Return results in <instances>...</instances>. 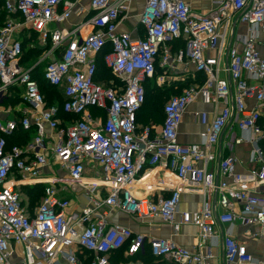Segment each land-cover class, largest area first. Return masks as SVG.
Returning a JSON list of instances; mask_svg holds the SVG:
<instances>
[{
  "label": "built area",
  "instance_id": "obj_1",
  "mask_svg": "<svg viewBox=\"0 0 264 264\" xmlns=\"http://www.w3.org/2000/svg\"><path fill=\"white\" fill-rule=\"evenodd\" d=\"M1 1L7 19L0 25V264H146L114 256L125 249L124 256L132 258L147 245L166 264H208L212 246L220 244L225 264H264L247 246V240L264 242V55L259 47L264 46V0H218L206 13L193 11L185 0H145L140 13L145 36L139 38L118 32L135 0H89L93 15L72 29L52 24L68 19L76 0ZM87 25L91 31L83 34ZM26 28L38 34L39 47L50 44L42 58L61 50L45 67V79L62 89L63 105L47 104L34 77L37 62L21 64ZM181 40L184 46L174 53L172 44ZM108 43L104 62L119 82L107 87L96 77L98 54ZM159 57L162 67L187 60L194 75L203 73L205 80L170 98L162 125L139 132L146 82L154 77ZM14 87L23 91L22 103L2 110ZM198 97L214 105L213 116L199 113L208 125L201 143L182 144L180 124ZM61 110L75 117L66 120ZM19 127L31 132V139L9 146ZM243 143L252 149L250 167L240 172L243 162L225 152ZM211 162L218 164L216 173ZM156 165L180 184L169 196H136L137 176ZM35 184L45 188L31 209L24 205L22 187ZM79 188L87 189V202L74 216L69 195ZM186 191L201 195L199 209H181ZM112 211L160 218L173 236L195 226L194 246L112 223Z\"/></svg>",
  "mask_w": 264,
  "mask_h": 264
},
{
  "label": "crops",
  "instance_id": "obj_2",
  "mask_svg": "<svg viewBox=\"0 0 264 264\" xmlns=\"http://www.w3.org/2000/svg\"><path fill=\"white\" fill-rule=\"evenodd\" d=\"M192 8L193 11L198 13H206L213 9L218 0H185ZM77 5L74 9L72 15L63 22H55L52 24V28L55 29H72L73 27L83 24L89 20L93 15L91 11L89 0H76ZM145 5V0H135L127 18L120 23L118 27V32H128L133 38H139L145 36L143 27L140 24V13L143 10ZM241 28V27H240ZM241 29H244L243 27ZM240 30V29H239ZM91 31V28L87 25L82 29L83 34H86ZM24 32V31H23ZM238 27H236V33H238ZM263 35H261L262 37ZM178 41L172 44V51L175 53L179 48L177 47ZM260 51L264 55V46H259ZM181 48V47H180ZM184 66H188L191 69V72L194 73L193 67L185 60L184 62H176L175 70H179L180 73ZM180 76V75H179ZM177 76V77H179ZM157 83H159L158 79ZM166 106V105H165ZM214 109L213 104H205L201 97H198L197 100L192 103L184 117L179 127V141L182 144H193L201 143L203 141V134L207 131L208 125H204L200 121L199 113L202 111H207L209 113V118H212V110ZM165 115V111H164ZM165 121V118L162 123L154 125H162ZM239 133V131L237 132ZM217 149V147H216ZM252 147L248 143H243L240 146H236L233 150H226V154L231 153L237 156L242 164L238 165V171H246L249 165V155ZM209 169L215 173L218 171L217 162H211ZM91 174V173H89ZM87 174V175H89ZM91 183L87 181V184ZM177 178L168 170L165 169L162 165H156L153 167H147L139 173L137 176V181L133 183V193L138 196L151 195L153 198L157 199L161 195L169 196L173 188L179 185ZM146 185H152L153 189L151 191L147 190ZM84 189V188H83ZM83 189L79 188L76 191V195H81V192H84ZM85 193V192H84ZM82 194L83 200L82 205L78 206V203H75L74 198L72 199V206L70 207L69 212L74 216L85 206V196ZM202 197L199 193L186 191L182 195L181 209L182 210H197L201 205ZM87 202V201H86ZM75 213V214H74ZM110 221L112 223H120L122 225L128 226L133 229L136 233H141L146 236L153 237H164L169 238L173 237L181 245L187 248H193L195 243V238L198 234V229L195 226L187 225L184 226L180 234L173 236L172 229L168 223H165L160 218H147V219H137L136 217L129 216L125 213L112 211L109 213ZM234 233L240 234V229L238 226L234 227ZM247 246L249 251L258 259H264V242L261 240H247ZM148 248V245L146 246ZM146 248L144 252L146 251ZM206 252H209V246H207ZM211 257L208 260V264H225V259L223 255L222 245L212 246ZM142 261V260H140ZM147 264H164V262L153 261Z\"/></svg>",
  "mask_w": 264,
  "mask_h": 264
},
{
  "label": "trees",
  "instance_id": "obj_3",
  "mask_svg": "<svg viewBox=\"0 0 264 264\" xmlns=\"http://www.w3.org/2000/svg\"><path fill=\"white\" fill-rule=\"evenodd\" d=\"M7 19V12L5 9V4L3 1L0 0V25H2L3 23H5ZM22 38H23V56L21 59V64L23 66L26 67H30L34 64H31L30 61L27 60V54H31V53H38L41 56H43L44 51L46 50V48H48L50 46V44L46 47H39L38 42H39V38H38V34L33 32L30 28H26L24 30V32L22 33ZM27 46V48H26ZM184 46V41H178L177 47H183ZM109 51H111V44H107L102 51L98 54V73H97V77L96 80L104 83L105 86H111V82H116L118 83L119 80L117 79V77L115 75H113V73L111 72V70L109 68H107V66L105 65L104 62V56L106 53H108ZM61 54V50L57 51L56 54L54 56H51L50 59L51 61L53 59H56L60 56ZM39 70V67H35L34 70V77L35 79L38 81L40 89L42 91V93L45 95L46 98V91L47 90H53L54 92H57V94L54 95V101L53 102H49L46 98V102L48 105H53L55 103H58L60 105H63L64 101H65V95L63 93V91H59L60 89H58L57 87L51 85L46 79H45V71L42 75V85L38 79V75L37 72ZM158 71H160V67L158 65V62L156 63V73L154 75L153 78L148 79V81L146 82V100L145 103L142 107V109L139 111L138 113V124L140 122V124L142 125L141 129H138V131L140 132L142 130L143 127L151 125V124H160L163 122L165 115H164V111H165V106L163 104V99L164 96H166L168 90L170 89L171 85H164V89L158 88V87H154L153 89H149L148 84L153 80L154 82H156L157 84V73ZM198 76H200L202 78V80L199 82V84L203 83V81L205 80V75L203 73H198ZM196 83V81L191 82V84ZM45 87H47L48 89L46 90ZM17 87L11 88V89H16ZM62 90V89H61ZM58 91L60 93H58ZM159 93V94H158ZM154 94H158V95H154ZM10 98V97H9ZM9 98L4 102L6 103L7 101H9ZM95 114H100L103 115L105 114L104 111H96L94 110ZM61 117H63L66 120H71L73 117V115H69V114H65L62 110L60 113ZM260 124L264 129V115L262 116L261 120H260ZM31 132H25L21 127L18 128V130L14 133L13 136L8 138V144L9 146L15 145V144H19V145H23L25 143H27L30 139V134ZM25 135L26 136V142L23 141L21 142L20 137ZM29 139V140H27ZM262 149L264 150V139L262 140V142L260 143ZM44 188L45 185L44 184H35L33 187H29V186H23L22 190H26L29 192V195L34 198L31 199L29 202V207L32 209L34 208L38 202H40V200L43 197L44 194ZM38 191L40 194H38ZM38 194L40 200L36 201L35 199L38 198V196L36 195ZM124 250L122 249L120 251H117L114 258L117 261H128V260H142V262L144 263H149L151 262L149 259L152 258L154 259V261H156L157 259L152 255L151 250L148 248H146V251L143 253L138 254L135 257L132 258H126L124 256ZM158 261V260H157ZM161 262V261H159ZM166 264V263H164Z\"/></svg>",
  "mask_w": 264,
  "mask_h": 264
},
{
  "label": "rangeland",
  "instance_id": "obj_4",
  "mask_svg": "<svg viewBox=\"0 0 264 264\" xmlns=\"http://www.w3.org/2000/svg\"><path fill=\"white\" fill-rule=\"evenodd\" d=\"M26 48H27V46H26ZM161 58L162 57H159V59H158V65L160 67V71H158L157 77H156V79H158L159 83L156 84V82H154L152 80L148 84V87H149V89L150 88L153 89L154 87H158V88L161 87V89H164V88H162V87H164V85H167V86L171 85L170 89L168 90L166 96H164V99H163V104L165 106L171 97L181 95L186 88H188L192 85L191 82L196 81V83H199L202 80V78L198 75H194V73H192L190 70L191 68L188 66H184L181 73L179 70L174 69L175 68L174 65L169 66V67H162V66H160V63L162 60ZM27 60L30 61L31 64H34L35 62L38 63V65L35 67H39L37 75H38V79L41 83L42 75L45 71V67L51 61L50 57L42 58V56L38 53H31V54H27ZM177 76H179V77H177ZM41 85H42V83H41ZM45 89L47 90L48 88L45 87ZM59 91H62V90L60 89ZM59 91H58V93H60ZM45 93H46V98L49 102H53L55 100L54 95L57 94V92H54L53 90H47ZM158 94H154V95H158ZM22 97H23V91L20 88L11 89L9 101L2 104L1 109L2 110H8L9 108H13L12 110H16L15 108L19 107V105L22 103ZM141 127H142V125L139 122V129H141ZM25 138H26L25 135L21 136L20 137L21 142H23V141L26 142ZM29 139H31V136ZM29 139H27V140H29ZM87 173L89 174L90 171ZM33 186L29 185V187H33ZM83 191L87 192V189H83ZM84 192H81V195H79V196H77L76 193L71 194V197L74 198V200H75L74 202L78 203L79 207H80V205H82L81 204L82 200H83L82 194ZM38 194H40L39 191H38ZM38 194H36V195L38 196ZM22 196H23L22 198H23V202H24L25 206H27L29 204L31 199H34L29 195V192L26 190L23 191ZM35 200L39 201L40 200L39 196ZM85 203H86V201H85ZM149 260L151 262L154 261V259H152V258H150Z\"/></svg>",
  "mask_w": 264,
  "mask_h": 264
},
{
  "label": "bare ground",
  "instance_id": "obj_5",
  "mask_svg": "<svg viewBox=\"0 0 264 264\" xmlns=\"http://www.w3.org/2000/svg\"><path fill=\"white\" fill-rule=\"evenodd\" d=\"M90 182V181H89Z\"/></svg>",
  "mask_w": 264,
  "mask_h": 264
}]
</instances>
